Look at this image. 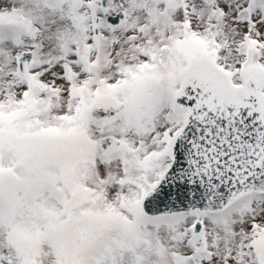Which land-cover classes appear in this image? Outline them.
Masks as SVG:
<instances>
[{"label":"snow or ice","instance_id":"6c2138e0","mask_svg":"<svg viewBox=\"0 0 264 264\" xmlns=\"http://www.w3.org/2000/svg\"><path fill=\"white\" fill-rule=\"evenodd\" d=\"M0 264H264V0H0Z\"/></svg>","mask_w":264,"mask_h":264}]
</instances>
